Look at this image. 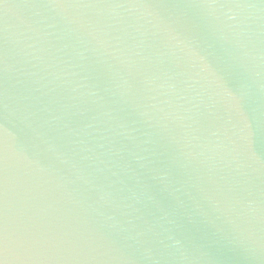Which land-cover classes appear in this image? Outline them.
Wrapping results in <instances>:
<instances>
[{
  "label": "water",
  "instance_id": "1",
  "mask_svg": "<svg viewBox=\"0 0 264 264\" xmlns=\"http://www.w3.org/2000/svg\"><path fill=\"white\" fill-rule=\"evenodd\" d=\"M0 264H264V0H0Z\"/></svg>",
  "mask_w": 264,
  "mask_h": 264
}]
</instances>
